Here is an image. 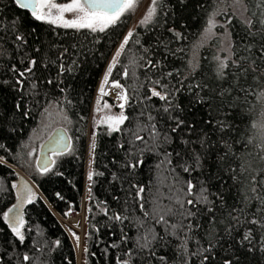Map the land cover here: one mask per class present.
<instances>
[{
  "label": "trees",
  "instance_id": "trees-1",
  "mask_svg": "<svg viewBox=\"0 0 264 264\" xmlns=\"http://www.w3.org/2000/svg\"><path fill=\"white\" fill-rule=\"evenodd\" d=\"M256 2L257 0H245L249 9L246 12L247 17L259 11ZM216 3L218 0H183V2L163 0V9H158L159 24L156 22L144 26L138 24L133 29L134 35L126 46V53L121 56L120 64L113 70L111 76L112 80H119L121 84L129 87V94L133 96L130 106L125 109L130 120L125 122L119 133L109 134L106 125L96 127L94 137L96 147L94 152L92 151L91 170L103 175H95L93 180L88 182L86 195L83 197L86 132L91 101L105 61L125 31L131 14H126L121 22L105 33H91L88 30L64 29L35 21L27 10L18 9L13 0H0V25H2L0 85L4 80L10 82L0 87V144L4 146L0 148V157L3 158L0 161V181L3 182L0 187L4 189L0 191V213L10 207L15 200V190L11 188V184L23 177L18 171L38 189L33 203L25 204L23 207L26 222L24 244L19 243L0 219V264H77L76 248L58 218V215L66 216L69 211L83 213L79 264H119L120 260L129 258L125 255L128 249H133L134 252L132 264H183L178 250L180 240L175 236L167 237L163 243H154L156 254L154 258L150 256L149 251L135 254L134 239L138 235L136 221L144 220L145 226L154 227L155 232L161 236L164 235V230L161 226L152 225L151 221L143 216V211L134 199L135 191L130 188L128 181L131 179L132 183L143 184L148 188V193L145 194L146 201L152 199V194L155 192L153 185H159L161 192L167 194L168 180L164 177L171 179L168 165L165 164L160 170L156 165L163 158L164 151L172 153L174 165L176 152H180L187 160L186 146L181 141L197 140L195 133L189 136L188 129L185 128L181 132L172 134L170 144L160 146L159 155L155 150L143 151L139 158L143 159L144 163L132 172L131 177L124 165L133 162L129 155L135 150L129 143L131 132H138L147 139V133L140 130L144 125L155 123L162 133L173 126L167 119L168 114L162 111L166 106L165 102L156 97L146 98L150 95L149 89L156 87L150 80L161 79V73L171 71L174 73L173 77L161 79V82L169 84L172 88L189 75L187 62L193 58L194 46L200 44V34L206 25L208 14ZM227 6V4L221 5V7ZM228 10L231 14L232 9L229 7ZM164 12L167 13L166 16L163 15ZM18 17L21 19L17 20V24L22 20V27H19L15 34H23L26 44L15 41L12 31H5ZM217 17L226 21L223 15ZM252 19L255 20L256 17ZM241 21L242 18L236 14L232 16V23L226 24L231 32V39L236 42L234 51L243 43L242 38L251 40L245 37L246 26ZM169 28L180 32L181 37H175L168 31ZM136 40L140 43L137 44ZM256 47L258 45L254 43L253 50ZM144 48L148 49L147 53L143 51ZM37 49L39 51H36ZM64 49H68V52L61 58L60 53ZM176 49L183 51H175ZM172 52L175 54L172 55ZM216 54L223 56L219 51V39L215 37L204 41L202 46L196 48L195 58L199 67L189 77L187 83H199L202 80L212 82L215 66L212 57ZM133 56L137 60L143 56L159 64L155 69L149 68L147 71L137 67L135 77L125 79L121 74L123 71L121 65H127ZM22 57L25 63L29 58L37 60L34 73L24 85L23 99L21 92L11 85L13 74L7 71L11 64H16L22 69L24 65L19 63ZM73 60L75 64H72ZM62 62L66 70L60 73L59 65ZM69 66L71 71H67ZM50 79L54 81L51 85L47 83ZM30 83L36 84L34 90L29 88ZM134 83L144 86L139 87L133 95ZM227 86L225 83L224 87ZM61 88L64 89L63 93L60 91ZM32 92L36 95L33 96ZM235 96L236 93H233L232 97H225L219 110L220 117L233 126L231 134L226 137L232 144V152L235 153L234 158L229 157L231 164L220 161L219 157L223 155V151H220L213 155L205 154L207 158L202 157V167L190 173H185L180 167H176V172L182 180H192L198 188L203 183L212 194L209 196L210 199H215L216 193H223L229 208L238 205L241 191L236 181L230 178L232 173L229 167L236 168L249 152L255 156L256 150L251 146L246 150L244 144L254 131L251 124L262 119L260 107L253 97L250 96L245 101L243 96L240 99H235ZM172 99L180 102L186 110L191 109L192 115L189 121L200 122L197 131L203 130L209 133L213 142L221 138L211 126L203 125V120L208 118V105H191V93L187 88ZM18 100L22 103L21 111L24 108L30 109L29 117L25 118L15 110L14 105ZM49 102H52L51 107ZM219 103V100L213 101L214 105ZM45 107L49 108V114L41 116L40 113ZM61 110L71 123L61 118ZM142 111L143 116L140 115ZM149 114L154 117L153 121L146 119ZM56 126L67 129L68 135L72 138L73 151L57 157L53 171L42 174L36 167V151L45 138L41 136L44 130L49 128L51 132ZM136 144L141 148L144 147L138 141ZM216 147L220 145L217 144ZM33 149L35 151L32 157H29L27 153ZM191 149L203 151L198 142L191 144L188 151ZM188 162L192 163L191 160ZM162 203L167 204L168 201L163 200ZM151 209L152 204L146 202L145 210L151 212ZM227 210L228 208L223 209L224 215L227 214ZM117 213L128 219L123 222L112 219L111 217ZM216 215L218 218L221 217V212L217 211ZM193 223H199L200 228L189 233L191 239L186 245L187 253L196 250L197 241L200 245L207 246L211 238L208 233L221 232L223 228V224L219 222L214 225L209 224V214H204ZM125 236L127 240L123 239ZM233 236L235 240L240 239L239 233H234ZM57 240L60 241L59 245L55 243ZM237 247H229L228 244L221 242L209 254L208 264H222L226 257H232L234 261L238 259L239 264H264V252H260L258 246L252 252H247L245 248H239L238 251ZM25 253L33 259L23 261L22 256ZM160 257L165 259L160 260ZM190 264H199V258L191 257Z\"/></svg>",
  "mask_w": 264,
  "mask_h": 264
},
{
  "label": "snow or ice",
  "instance_id": "snow-or-ice-1",
  "mask_svg": "<svg viewBox=\"0 0 264 264\" xmlns=\"http://www.w3.org/2000/svg\"><path fill=\"white\" fill-rule=\"evenodd\" d=\"M139 2L140 0H13L14 5L18 9L27 10L35 21L64 29L88 30L91 33H105L108 29L121 22L126 14L133 13L137 9ZM180 2H183V0H180ZM226 3L228 4L227 7H221V5H225ZM163 7V0H151L139 24L142 26L153 22L159 24L157 20L158 9H163ZM229 7L232 9L231 14H229ZM256 7L259 9L258 12H253L251 16L243 18L241 21L246 26L245 37H249L251 40H244L242 38L243 43L234 51L236 42L231 39V32L227 29L226 24L230 25L232 23V16L237 14V10L243 16V13L248 12L249 9L245 0H230V3H228V0H218V3L213 6L212 11L208 14L200 44L194 46L193 58L187 62L189 75L184 77V80L178 81L177 85L172 86V88L169 87V84L161 82V79L173 77L174 73L171 71L161 73V79L150 80L156 87L149 89L150 95L146 98L151 99L152 97H156L165 102L166 106L163 107L162 111L168 114L167 119L172 122L173 126L162 133L158 130L155 123L144 125L140 130L147 133V139L144 135L138 134V132L134 131L130 133L131 140L129 143L132 144L135 150L129 153L133 162H128L124 165L125 169L129 172V176L131 177L132 172L143 165V159L139 158L143 154V151L155 150L159 155L160 146L162 144H170L172 134L181 132L186 128L188 129L189 136L195 133L197 140L181 141L186 146L185 155H187L188 159H184V156L180 152H176L175 165L171 158L172 153L163 152V158L156 165V168L160 170L165 164L168 165L171 179L164 177L165 180H168L166 186L167 194L161 192L159 185H153L155 192L152 194V199L151 201H146L145 194L148 193V188L143 184L132 183L131 179H129L130 188L135 191L134 199L143 211V216L151 221L152 225L161 226L164 230V235L161 236L155 232L154 227L145 226L144 220L136 221L138 232V235L134 239L136 255L149 251L150 256L154 258L156 255L153 248L154 243H163L170 236H175L180 240L178 250L181 253L180 259L183 264H190L191 257L193 256L199 258V264H208L210 260L209 254L221 242L228 244L229 247L238 246V251L239 248H245L247 252H252L258 246V250L264 252V0H257ZM163 15L166 16L167 13L164 12ZM221 15L226 17L224 23L216 19L217 16ZM252 17H256V19L253 20ZM20 19L18 17L16 20H13L11 27L5 29V31H12L15 41L26 44L27 41L23 34H15L19 27H22V20L20 24H17V20ZM164 22L166 23L167 21ZM218 27L225 28V39L219 40L221 44L219 51L225 53V55L216 54L212 57L215 61L213 68L214 80L212 82L202 80L199 83H187L189 77L199 67L198 61L195 58V49L202 46L204 41L208 39L214 37L219 39L215 32V29ZM168 31L172 32L177 38L181 37V33L173 28H169ZM133 35V30H129L123 37L98 88L94 111L101 115L95 120V124L97 126L106 125L109 134L121 132L122 126L125 125L126 121L130 120V117L126 115L125 109L130 106V100L133 96L129 94V87L121 84L119 80H112L111 76L113 70L120 64L121 56L125 55L126 46L129 45ZM257 37L259 39H256ZM252 41L258 45L255 50H253L254 43ZM136 43L139 44L140 41L136 40ZM36 51H39V49ZM143 51L147 53L148 49L144 48ZM175 51H183V49H176ZM67 52L68 49H64L60 53V57L62 58ZM171 54L174 55L175 53L172 52ZM140 61H143V63H140ZM19 63L24 65L22 69L17 67L16 64H11L7 71L13 74L11 85L21 92V98L23 99L24 85L34 73L37 60L29 58L25 63V59L22 57ZM72 64H75L74 60ZM158 64L159 62L153 63L151 59H145L143 56L139 60L133 56L127 65H121L123 68L121 74L125 79L134 78L137 67L144 68L147 71L149 68L155 69ZM65 70L64 63H60L59 72L63 73ZM67 71H71V66L67 68ZM177 75H179L178 71ZM53 82L51 79L47 81L49 85L53 84ZM9 83L8 80H4L0 87ZM225 83L228 85L227 87H224ZM143 86V84L134 83L132 87L133 95L139 87ZM29 88L34 90L36 84L30 83ZM185 88L191 93V105H208V118L203 120V125L211 126L220 134L221 138L218 141L213 142L209 137V133L203 130L197 131L200 122L189 121V117L192 115L191 109L186 110L181 106L180 102L172 99ZM113 90H116L115 96L118 101L116 106L120 109L119 113H113L111 111L113 105L104 100V97L112 94ZM60 91L63 93L64 89L61 88ZM233 93H236L235 99H240L243 96L245 101H247L248 97H253L260 107L262 119L254 121L251 124V128L254 131L247 137L244 144L246 150L248 146L256 150L255 156H252L251 152H249L248 156L244 157L236 168L229 167V171L232 173L230 178L235 180L241 189L238 205H233L229 208L225 202L223 193H216L215 199H210L209 196L212 194L209 193L208 188L203 183L198 188L197 184H194L192 180H182L179 173L176 172V167H180L185 173H190L202 167V157L204 159L207 158L205 154L213 155L220 151H223V155L219 157L220 161L229 165L231 164L232 161L229 157L234 158L235 153L232 152V144L229 143L226 137L231 134L233 126L227 124L225 119L220 117L219 110L223 105L224 98L232 97ZM32 95L35 96L36 93L32 92ZM214 100H219L220 103L214 105ZM51 106L52 102H49V107ZM14 108L25 118L31 115L30 109L24 108L21 111L22 103L20 100L15 103ZM40 114L41 116H47L49 108L45 107ZM60 115L64 121L71 123L67 115L63 113V110H61ZM140 115H144L143 111ZM146 119L153 121L154 117L149 114ZM94 136L95 133H93V143L91 144L93 152L96 147ZM137 141L144 147L141 148L137 145ZM197 142L203 151L195 149L188 151L189 146ZM217 144L220 147H216ZM47 145L51 146L49 147L51 155L45 154L42 157H38L36 162V167L42 174L53 171V166L57 163V157L70 154L73 151L72 138L67 135L66 128L50 136ZM3 147L0 144V148ZM34 151L33 149L27 155L32 157ZM2 160L3 158L0 157V161ZM189 160L192 161L191 164H189ZM92 162L90 161V164ZM95 175H103V173H95L90 169L87 173V179L92 181ZM2 183L0 181V185ZM11 188L15 190L16 202L0 213V219L7 225L11 234L19 243L24 244L26 240V222L23 207L25 204L33 203L36 194L27 182L23 180L11 184ZM0 191H4V189L0 187ZM163 200H167L168 203H162ZM217 201H219L218 205ZM146 202L152 204L151 212L145 210ZM225 208H228L226 215L223 213V209ZM217 211L221 212V217L219 218L216 215ZM204 214H209V224L214 225L219 222L223 224V228L221 232L211 231L208 233L211 238L208 240L207 246L200 245L197 241L198 246L196 250L187 253L186 245L188 240L191 239L189 233L200 228V224H194L193 221ZM111 218L121 222L128 219L126 216L118 213ZM234 233H239L240 239L235 240ZM73 236L79 242V237L75 233H73ZM123 239L127 240V237L125 236ZM233 240L235 241L234 244ZM55 243L59 245L60 241L57 240ZM85 252H87L86 248ZM125 255L129 258L120 260L119 264H132L133 249H128ZM212 258L214 259V257ZM22 259L27 262L33 258L25 253ZM159 259L164 260L165 258L160 257ZM222 264H239V260L236 259L234 261L232 257H226Z\"/></svg>",
  "mask_w": 264,
  "mask_h": 264
},
{
  "label": "rangeland",
  "instance_id": "rangeland-1",
  "mask_svg": "<svg viewBox=\"0 0 264 264\" xmlns=\"http://www.w3.org/2000/svg\"><path fill=\"white\" fill-rule=\"evenodd\" d=\"M150 3H151V0H140L137 9L133 13H130L131 14V19H130L125 31L123 32L122 36L120 37V39L118 40L117 44L115 45V47L111 51L110 55L108 56L107 60L105 61V64H104V66L102 68V71H101V74H100V76L98 78V81H97V84H96V88H95V91H94V94H93V98H92V101H91L89 117H88V122H87L86 151H85V165H84V182H83V197H85V195H86V189L88 187V182H89V180L87 179V173L91 169L90 161L92 160V151H93L91 149V144L93 143V133H95V130H96V127H97V125L95 124V120L99 118V115H101V114H97L94 111V106H95V101H96V98H97V95H98L99 85H100V83L102 81V78H103V76H104V74H105V72L107 70V67H108L110 61L112 60L113 55L115 54L119 44L122 42L123 37L128 33L129 30H133L136 27V25L139 24V21L142 19L143 15L145 14L146 9H147V7H148V5ZM229 3H230V1H229ZM237 14L242 19L247 17L246 13H243V16H241L239 14V10H237ZM216 19L218 21H220L221 23H224V21L220 20L218 17H216ZM215 32L217 33V36L219 37V40L220 39H225V36H224L225 28L218 27V28L215 29ZM202 34H203V31L200 34L199 42L201 41ZM220 47H221V44L219 43V49H220ZM222 54L225 55V53H223V52H222ZM115 91L116 90H113L112 94H110L108 96H105L104 100H106L109 104L113 105V107L111 109V111L113 113H119L120 109L116 106L118 104V101L116 100ZM48 133H50V130H49V128H46L41 136L43 138L44 137L46 138ZM38 148H39V146H38ZM38 148H37V151H38ZM37 151H36V156H37ZM21 176H23V177L21 179L18 178L17 180H15L14 183H18L21 180L27 182L24 179V178H27V177L25 175H23V174ZM27 184L32 188V190L35 193L38 192V189L35 187V185L32 182H31V184L27 182ZM15 202H16V200H14L13 203H15ZM75 214L77 215V217H76V220L74 222L67 221L68 220L67 218L70 215H75ZM58 218H59L60 222L62 223V225L64 226V228L67 230L69 236L71 237V239L73 241V244H74V246L76 248L77 256H79L80 253H81V246H82V226H83V213H82V211H74V212L69 211L66 216H59L58 215ZM73 233H75L76 236L79 237V242L73 236Z\"/></svg>",
  "mask_w": 264,
  "mask_h": 264
},
{
  "label": "water",
  "instance_id": "water-1",
  "mask_svg": "<svg viewBox=\"0 0 264 264\" xmlns=\"http://www.w3.org/2000/svg\"><path fill=\"white\" fill-rule=\"evenodd\" d=\"M64 128L62 126H56L54 127L51 132L47 135L46 138H44V140L40 143L38 151H37V156H36V162H37V158L38 157H42L43 155L47 154V155H51V153L49 152V147H51L50 145H47V141L48 138L52 135H55L57 131L63 130ZM68 135V133H67ZM69 136V135H68ZM18 173L20 175H22L19 171ZM79 260H80V255L77 256V264H79Z\"/></svg>",
  "mask_w": 264,
  "mask_h": 264
},
{
  "label": "bare ground",
  "instance_id": "bare-ground-1",
  "mask_svg": "<svg viewBox=\"0 0 264 264\" xmlns=\"http://www.w3.org/2000/svg\"><path fill=\"white\" fill-rule=\"evenodd\" d=\"M76 217H77V215L75 214V215H70L67 219V221H69V222H74L75 220H76Z\"/></svg>",
  "mask_w": 264,
  "mask_h": 264
},
{
  "label": "crops",
  "instance_id": "crops-1",
  "mask_svg": "<svg viewBox=\"0 0 264 264\" xmlns=\"http://www.w3.org/2000/svg\"><path fill=\"white\" fill-rule=\"evenodd\" d=\"M28 183H30L31 184V182H30V180L29 179H27V178H24Z\"/></svg>",
  "mask_w": 264,
  "mask_h": 264
},
{
  "label": "built area",
  "instance_id": "built-area-1",
  "mask_svg": "<svg viewBox=\"0 0 264 264\" xmlns=\"http://www.w3.org/2000/svg\"><path fill=\"white\" fill-rule=\"evenodd\" d=\"M72 212H74V211H72Z\"/></svg>",
  "mask_w": 264,
  "mask_h": 264
}]
</instances>
